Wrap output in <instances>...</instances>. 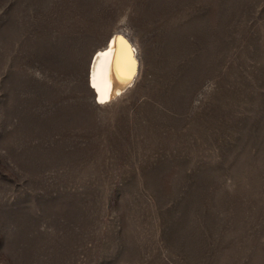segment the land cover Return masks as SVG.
I'll return each instance as SVG.
<instances>
[{
	"label": "rangeland",
	"instance_id": "1",
	"mask_svg": "<svg viewBox=\"0 0 264 264\" xmlns=\"http://www.w3.org/2000/svg\"><path fill=\"white\" fill-rule=\"evenodd\" d=\"M0 264H264V0H0Z\"/></svg>",
	"mask_w": 264,
	"mask_h": 264
},
{
	"label": "bare ground",
	"instance_id": "2",
	"mask_svg": "<svg viewBox=\"0 0 264 264\" xmlns=\"http://www.w3.org/2000/svg\"><path fill=\"white\" fill-rule=\"evenodd\" d=\"M130 36L123 28L114 29L91 57L88 82L99 104L123 95L140 74V56Z\"/></svg>",
	"mask_w": 264,
	"mask_h": 264
}]
</instances>
